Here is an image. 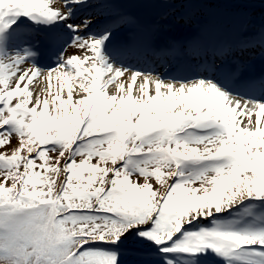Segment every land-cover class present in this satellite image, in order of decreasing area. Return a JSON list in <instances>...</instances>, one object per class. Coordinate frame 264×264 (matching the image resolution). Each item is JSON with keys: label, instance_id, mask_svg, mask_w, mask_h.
Listing matches in <instances>:
<instances>
[{"label": "snow or ice", "instance_id": "obj_1", "mask_svg": "<svg viewBox=\"0 0 264 264\" xmlns=\"http://www.w3.org/2000/svg\"><path fill=\"white\" fill-rule=\"evenodd\" d=\"M130 3L248 4L0 0V264H264V21Z\"/></svg>", "mask_w": 264, "mask_h": 264}, {"label": "rangeland", "instance_id": "obj_2", "mask_svg": "<svg viewBox=\"0 0 264 264\" xmlns=\"http://www.w3.org/2000/svg\"><path fill=\"white\" fill-rule=\"evenodd\" d=\"M128 2H134V0H128ZM129 10H140L139 12H151V16L153 14H159L164 8L169 9V8H176L178 9V11H185L190 13L192 16H196L197 14L202 15V13H205L207 11L210 10L211 7H213L212 5H206L203 8H193V5L191 6H178V5H162V4H149V3H130L125 5ZM243 9V12L245 13L246 17H247V22H248V27H247V34L250 35L251 33H253L254 31L259 35V30H260V26H261V22L264 21V8H262L261 6H257V7H250V8H240ZM237 9V10H240ZM235 10V11H237ZM235 11L230 10L229 13L227 15H225V17L223 18H219L216 17L214 14H209L208 15V19H205L202 22L199 23H195L194 27L188 29L187 32L190 31H194L195 26L196 25H200V24H206V23H210V22H214L217 24H224L227 21H229L232 17V15L235 13ZM142 17H146V16H142ZM148 18V17H146ZM150 18V17H149ZM167 22V21H164ZM250 22L253 23V25L250 24ZM180 23L184 24V22L181 20ZM255 48H250L248 49L245 54H248L250 51L254 50ZM245 57V55L243 56ZM241 57V59L243 58ZM250 60V57H247ZM243 61V60H242ZM28 65H25V67H27ZM13 145H15L16 141L13 140L12 141ZM129 243L134 244V242L129 241ZM130 252H134L133 250H130ZM128 264H139V258L135 255H129L127 258Z\"/></svg>", "mask_w": 264, "mask_h": 264}, {"label": "bare ground", "instance_id": "obj_3", "mask_svg": "<svg viewBox=\"0 0 264 264\" xmlns=\"http://www.w3.org/2000/svg\"><path fill=\"white\" fill-rule=\"evenodd\" d=\"M73 51V49H69L68 52L71 53ZM40 87H46V83L42 80H37L35 82V88L38 90Z\"/></svg>", "mask_w": 264, "mask_h": 264}]
</instances>
